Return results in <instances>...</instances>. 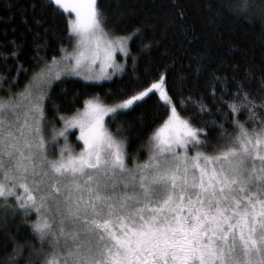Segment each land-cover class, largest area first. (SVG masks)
Returning <instances> with one entry per match:
<instances>
[{
  "label": "snow or ice",
  "instance_id": "6c2138e0",
  "mask_svg": "<svg viewBox=\"0 0 264 264\" xmlns=\"http://www.w3.org/2000/svg\"><path fill=\"white\" fill-rule=\"evenodd\" d=\"M48 4L74 14L68 33L76 48L74 55L64 57L62 70L80 75L100 61L101 73L85 79L110 78L103 69L120 67L115 52L118 48L127 55L125 40L131 37L115 43L107 39L97 0ZM225 6L251 21L248 0ZM53 62L58 64L55 57ZM59 75L52 76L45 66L33 81L50 87ZM214 79L220 84V103L233 117L241 108L252 112L257 106L239 82L233 98L225 101L226 78ZM157 93L166 116L142 145L147 158L137 161L104 119L112 114L115 121ZM46 95L44 87H28L10 94L7 102L0 100V198L5 203L14 198L25 216L35 211L32 231L51 249L42 254L40 264H264V121L249 130L234 118L237 131L231 137L223 124L213 121L225 143L212 144L211 129L193 121L213 115V109L191 96L174 101L160 73L128 98L112 104L89 99L73 116H58L63 128H53L49 142L44 131ZM211 95L217 99L215 86ZM177 104L183 111L191 104L195 114L182 116ZM77 127L83 144L74 152L67 133ZM59 137L65 143L57 152ZM17 189L23 190L22 196Z\"/></svg>",
  "mask_w": 264,
  "mask_h": 264
},
{
  "label": "trees",
  "instance_id": "16d2710c",
  "mask_svg": "<svg viewBox=\"0 0 264 264\" xmlns=\"http://www.w3.org/2000/svg\"><path fill=\"white\" fill-rule=\"evenodd\" d=\"M238 0H97L104 14V27L117 33H134L131 55L123 73L101 82L69 77L56 82L47 102L49 114L70 115L84 107L90 97L107 104L128 98L165 74V84L174 101L203 100L213 115L197 117L198 127L211 129L210 142L223 145L221 132L213 121L223 124L229 137L236 134L235 118L249 130L264 121V0H248L251 21L233 15L228 3ZM70 15L63 14L48 0H0V90L25 87L34 73L71 44ZM15 52L16 56L10 53ZM214 77L226 78L223 98L231 100L242 83L256 107L241 108L235 117L220 103V84ZM215 86L217 99H212ZM177 89L181 91L178 93ZM239 102V101H238ZM189 111L178 110L185 117ZM223 109L217 113L215 109ZM255 113V116H253ZM166 116L156 95L150 94L131 110L118 115L109 125L126 141L129 156L147 158L146 145L152 130ZM80 146V144H79ZM208 152L213 149L207 148ZM15 200H0V264H40L43 253L51 252L32 231L33 213L23 215ZM17 245H22L18 254Z\"/></svg>",
  "mask_w": 264,
  "mask_h": 264
},
{
  "label": "rangeland",
  "instance_id": "374dc122",
  "mask_svg": "<svg viewBox=\"0 0 264 264\" xmlns=\"http://www.w3.org/2000/svg\"><path fill=\"white\" fill-rule=\"evenodd\" d=\"M69 15H70V17H74V14H72V13H69ZM104 28H105V32L107 33V39L112 40L114 43L117 42L118 38L131 37V39L125 40L127 55L125 54V52L120 51L118 48H117V50L115 52V63L117 65H119L120 67L117 68V69H114L112 67H107L106 69H103V71L106 72L110 76V78L85 79V76H87V75L96 76V75H99L101 73L102 68H101L100 61H97L96 64L94 66H92L90 69H86V70L82 71V73L80 75H76L74 72H72L70 70V68L67 71L62 70L66 66V61L64 60V57L74 55V52H75L76 45H75V41L72 40L71 44L63 49L62 54L60 56L55 57V60H56V62H58V64L53 62V58H52L51 60L46 61V63H44V65H42L37 70V72H39L41 68H44L45 66H48V67L51 68L52 76H55V74L58 71L60 72V75H59L58 79H54V78L51 79L50 87L43 86V85H41L39 83L38 80L33 81V78H32L31 85H30V82H29L25 87H23V88H21L19 90H16V91H13V92L6 91V90L5 91H1L0 90V100H3L5 102H7L8 97H9L10 94L22 93L28 87H31L33 90H35L36 88H39V87H44L45 88V91H46L47 95H46V98L44 100V110H45V115H46V120L44 122V131H45L46 138L49 139V142H51L50 137H51L52 129L54 128L56 130H59V129L63 128V122L58 118V116H60L62 114L56 113V115L53 116V115L49 114L48 107H47V102L49 101V99L51 97L52 87H53V85L56 82H58V81H60L62 79H65V78H69V77H80V78L88 80V81L101 82V81H104V80L111 79V78L123 73L125 71V69H126V66H127L128 62H129V57L131 55V46H130V44H131L132 38L134 36V33L117 34V33L113 32V31L107 29L106 27H104ZM70 63L74 64V60H71ZM0 85H2V84H0ZM168 93H169V91H168ZM169 95H170V93H169ZM89 99H97V100L101 101L102 103H105L99 97H90L87 100H89ZM13 102H15V99L13 100ZM105 104H107V103H105ZM85 106L86 105H84V107ZM83 108H81L80 110L82 111ZM76 112H74L73 114H70V115H63V116L71 117ZM111 115L112 114H109L108 116H106L105 119H104V122H105V126L109 129V131H111L114 135H116L112 131V129L110 128V125H109V120L108 119H109V117ZM182 116H184V115H182ZM10 119H11V117H10ZM67 136H68V144H69V146L73 149L74 152H79V150H80V148L82 147V144H83L82 141L78 140L79 128L77 127V128H74V129H69L68 133H67ZM58 141H59V146L56 149L57 152L59 151V147H62L64 145V143H65L63 137H59ZM79 144H80V146H79ZM204 151L208 152L206 149H204ZM126 152L128 154L127 146H126ZM209 153H211V152H209ZM17 192L21 196L23 195V190L22 189H17ZM1 199H3V198H0V200ZM9 200H15V199L12 198V197H9L7 199V201H9ZM14 202H15V204H17L16 200ZM30 212L33 213L32 215H34L33 217H34V222H35L36 219H37V215H36L34 210H31Z\"/></svg>",
  "mask_w": 264,
  "mask_h": 264
}]
</instances>
